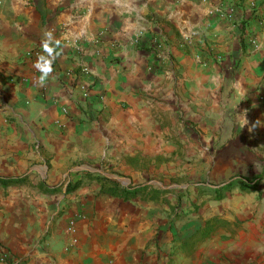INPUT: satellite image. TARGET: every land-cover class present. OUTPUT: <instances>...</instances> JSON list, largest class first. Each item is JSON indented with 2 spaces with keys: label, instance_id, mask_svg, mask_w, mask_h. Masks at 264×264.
Instances as JSON below:
<instances>
[{
  "label": "crops",
  "instance_id": "1",
  "mask_svg": "<svg viewBox=\"0 0 264 264\" xmlns=\"http://www.w3.org/2000/svg\"><path fill=\"white\" fill-rule=\"evenodd\" d=\"M174 132L217 178L264 147V0H0V264H264L229 192L142 181Z\"/></svg>",
  "mask_w": 264,
  "mask_h": 264
},
{
  "label": "rangeland",
  "instance_id": "2",
  "mask_svg": "<svg viewBox=\"0 0 264 264\" xmlns=\"http://www.w3.org/2000/svg\"><path fill=\"white\" fill-rule=\"evenodd\" d=\"M253 7V6H252ZM255 9V6L253 7ZM239 100V99H238ZM240 101V100H239ZM243 100H241L242 102ZM207 135L208 132H204ZM222 136L229 135V131L220 132ZM178 133L174 132L173 140L177 147L174 150L164 148L167 155H158L156 162V173H152L150 178L142 179V181L159 186V183L172 187L173 192H177L180 198L187 196L188 201L194 206H200L204 202L199 203L200 197L208 196L214 198V189L212 186L221 183L233 182L227 191V200L230 202L229 211L235 212L240 208V212L236 218L240 222L251 221L253 223H263L262 232L264 236V147L250 146L246 163L242 165L235 164L230 174H221L215 177L213 172L216 166L215 162L208 161V157L200 156L201 151L211 152V147H200L197 142L191 138L181 141L176 138ZM187 145V146H186ZM148 163H142V167H147ZM124 181H128L124 179ZM245 181L257 183L254 189L244 186ZM226 194V193H225ZM197 199V200H196ZM234 217V216H233ZM218 226V225H217ZM242 225L236 224L237 229H241ZM219 227V226H218ZM225 229V228H224ZM226 231L228 229H225ZM236 230V229H235ZM255 228H246V231H254ZM238 231V230H237ZM236 234V232L234 233ZM214 235H205V240L210 239Z\"/></svg>",
  "mask_w": 264,
  "mask_h": 264
},
{
  "label": "trees",
  "instance_id": "3",
  "mask_svg": "<svg viewBox=\"0 0 264 264\" xmlns=\"http://www.w3.org/2000/svg\"><path fill=\"white\" fill-rule=\"evenodd\" d=\"M100 177L102 180H105L107 183V187L103 191L109 192L110 194H114V195H120V193H121L124 196L129 197V196L135 195L137 192H139L140 190H142L148 186V185H146V186L137 187L134 189L123 188L116 180H112L106 176H100ZM232 181H230L229 183L223 184L219 187H216L214 189V194H215L214 197L216 199H222L223 197H225L226 196L225 193L228 191V189H230L231 185L233 184ZM257 185H258L257 183H253L250 181L244 182V186L251 188V189L256 188ZM220 219L221 218L219 216H214L207 221V225H206V229H205L206 230L205 235H211L214 233L218 223H220ZM211 225H212V227H210ZM208 226H209V228H208Z\"/></svg>",
  "mask_w": 264,
  "mask_h": 264
},
{
  "label": "built area",
  "instance_id": "4",
  "mask_svg": "<svg viewBox=\"0 0 264 264\" xmlns=\"http://www.w3.org/2000/svg\"><path fill=\"white\" fill-rule=\"evenodd\" d=\"M254 42V44H257V42L256 41H253ZM217 56V55H216ZM218 58V56L216 57V59ZM82 71L85 73V74H91L92 72H91V68L88 66V65H83L82 66ZM89 95H90V90H89V88L88 87H86V88H83V96L84 97H89Z\"/></svg>",
  "mask_w": 264,
  "mask_h": 264
},
{
  "label": "clouds",
  "instance_id": "5",
  "mask_svg": "<svg viewBox=\"0 0 264 264\" xmlns=\"http://www.w3.org/2000/svg\"><path fill=\"white\" fill-rule=\"evenodd\" d=\"M45 48H46V51H48L49 53L52 52V49L49 48L47 45H45ZM38 67H40V65H37ZM52 69H51V62L50 61H47L45 63V66H44V71L45 72H50Z\"/></svg>",
  "mask_w": 264,
  "mask_h": 264
}]
</instances>
